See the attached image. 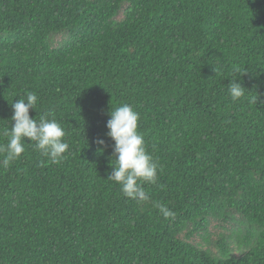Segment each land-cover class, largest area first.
<instances>
[{"label": "trees", "instance_id": "1", "mask_svg": "<svg viewBox=\"0 0 264 264\" xmlns=\"http://www.w3.org/2000/svg\"><path fill=\"white\" fill-rule=\"evenodd\" d=\"M29 91L69 148L0 153V264H264V0H0V145ZM122 104L146 202L107 179Z\"/></svg>", "mask_w": 264, "mask_h": 264}, {"label": "clouds", "instance_id": "2", "mask_svg": "<svg viewBox=\"0 0 264 264\" xmlns=\"http://www.w3.org/2000/svg\"><path fill=\"white\" fill-rule=\"evenodd\" d=\"M239 68L235 72L239 73ZM244 86L239 79L230 80L228 93L233 101L244 96ZM38 96L29 91L25 97L18 101L11 102L14 121L10 131L6 133L8 140L6 144L0 145V153H4L2 165L8 167L25 151V138H29L34 148L48 157L51 163H59L69 148L68 142L64 139L66 132L55 120L41 116L39 120L30 117L29 110H37ZM27 101V103H25ZM110 119L107 121V136L114 141L112 158L110 163L112 171L107 179L120 185L124 196L146 202L149 197L142 187V182L156 184L158 180V164L147 151L144 137L138 131L139 113L133 110L128 104H122L110 108ZM97 143L103 145V139ZM103 152V149H100ZM159 211L165 218L171 217L174 213L166 206L156 204Z\"/></svg>", "mask_w": 264, "mask_h": 264}]
</instances>
